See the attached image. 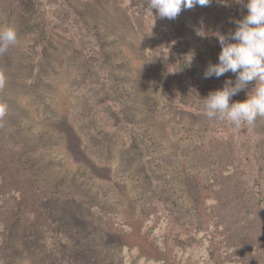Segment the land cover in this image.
<instances>
[{"label": "rangeland", "instance_id": "obj_1", "mask_svg": "<svg viewBox=\"0 0 264 264\" xmlns=\"http://www.w3.org/2000/svg\"><path fill=\"white\" fill-rule=\"evenodd\" d=\"M58 4L56 16L38 0L0 10V28L17 32L16 45L0 54V135L29 147L25 166L36 170L40 186L60 185L44 203L45 227H31L27 211L14 221L7 264H71L57 252L56 234L76 248L77 264H220L219 253L206 249L220 243L212 228L205 229L215 188L200 153L216 140L235 139L247 179L259 184L256 133L203 115L202 99L216 78L203 73L218 62L221 46L206 28L202 7L168 20L151 12L148 0ZM209 5L226 16L222 34L234 31L227 12L241 16L245 9L237 0ZM66 9L94 30L101 64L79 47L78 21L67 24L74 14ZM136 16L162 31L152 50L144 46ZM50 17L56 23L40 41ZM199 28L204 37L196 34ZM75 187L89 195L74 200ZM144 202L159 214H144ZM183 206L187 212L175 214L184 224L169 212ZM178 235L194 237L192 246L178 252Z\"/></svg>", "mask_w": 264, "mask_h": 264}, {"label": "trees", "instance_id": "obj_2", "mask_svg": "<svg viewBox=\"0 0 264 264\" xmlns=\"http://www.w3.org/2000/svg\"><path fill=\"white\" fill-rule=\"evenodd\" d=\"M23 0H0V10H9L17 6ZM43 7L54 9L56 16V5L59 0H38ZM60 6V5H59ZM204 13V22L207 30L216 36V32L226 31L227 22L222 10L216 5L201 6ZM64 8V7H63ZM61 8L59 11H62ZM67 10V9H66ZM246 8L243 14L238 16L233 11L227 12L230 24L235 30L233 21L242 19L246 14ZM72 19L66 20V23H74V19L79 20L78 15L72 11ZM68 14V16H69ZM74 16V18H73ZM43 23L41 40H46L52 26L56 23L55 17H50ZM73 20V21H72ZM137 28L143 36L144 46L150 50L158 45V36L162 33L155 24L146 17H137ZM80 28L76 32L80 36L79 47L88 53V59L97 64H101L103 53L100 43L94 38V30L87 28L86 24L78 21ZM82 24V25H81ZM227 78H235L231 72L224 76L215 78L210 87V91L222 88L223 82ZM251 87V86H250ZM238 101L246 97V92L241 91L236 95ZM256 133L255 140V161L259 184L255 181L250 183L247 179V171L242 167L243 153L238 146L237 141L232 139L226 141L223 138L216 140L210 147L200 153L201 160L211 173L209 178L211 185L215 188L214 200L209 206L211 224L205 228L203 221L195 223L197 230L203 228L209 229L217 235L219 248H213L212 244L206 245V249L214 254L219 253L220 264H264V118H257V121L251 125ZM29 147H24L16 143H10L8 137L0 135V262L7 264L10 246L8 242V232L14 221L21 213L27 211L32 216L31 227H45L48 223V215L44 212V203L47 199L54 198L59 194L60 185H48L45 187L37 183V173L35 169L25 166L24 154ZM72 196L74 200H80L79 197L89 195V192L80 188H73ZM83 198H81L82 200ZM84 200V199H83ZM105 205L95 206L103 207ZM151 205V206H150ZM101 207V208H102ZM153 209V210H150ZM144 214L151 217L159 214V210L151 203L144 202L141 207ZM44 210V211H43ZM186 213L185 206L169 210ZM177 222H181L180 215L175 214ZM184 224L185 222L182 221ZM213 233H208L207 242H214ZM54 234V233H53ZM56 234L57 252L66 258V261L74 263L75 250L67 247V243H62ZM194 237H175V246L179 249L192 246ZM58 248L57 246H60ZM67 250V251H66ZM203 250V249H202ZM76 263V262H75ZM74 263V264H75ZM77 264V263H76Z\"/></svg>", "mask_w": 264, "mask_h": 264}, {"label": "clouds", "instance_id": "obj_3", "mask_svg": "<svg viewBox=\"0 0 264 264\" xmlns=\"http://www.w3.org/2000/svg\"><path fill=\"white\" fill-rule=\"evenodd\" d=\"M212 0H148L149 9L156 10L161 19L174 20L182 10L196 6H207ZM246 8L242 19L233 21L235 30L222 34L216 32L221 46L217 63H209L204 78L224 76L231 72L222 88L210 91L202 99L203 115L209 120L227 121L239 129L242 125H253L257 118H264V0H237ZM198 36L206 33L195 29ZM17 43V32L13 27L0 28V54ZM192 59V57H191ZM189 60V62L191 61ZM251 86V87H250ZM246 92L242 101L232 97Z\"/></svg>", "mask_w": 264, "mask_h": 264}]
</instances>
